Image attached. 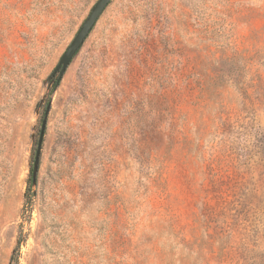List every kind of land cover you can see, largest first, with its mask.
Segmentation results:
<instances>
[{
    "label": "rangeland",
    "instance_id": "obj_1",
    "mask_svg": "<svg viewBox=\"0 0 264 264\" xmlns=\"http://www.w3.org/2000/svg\"><path fill=\"white\" fill-rule=\"evenodd\" d=\"M97 1L0 0V264H264V0H111L54 91Z\"/></svg>",
    "mask_w": 264,
    "mask_h": 264
},
{
    "label": "water",
    "instance_id": "obj_2",
    "mask_svg": "<svg viewBox=\"0 0 264 264\" xmlns=\"http://www.w3.org/2000/svg\"><path fill=\"white\" fill-rule=\"evenodd\" d=\"M111 0H98L93 8L91 9L89 15L82 23L81 27L79 28L78 32L76 33L75 37L73 38L70 45L67 47L63 55L61 56L57 66L52 71V73L47 78L46 82H50L52 84L54 82L53 77L58 73V78L55 81L56 87L54 88V91L58 87L60 81L62 80L67 68L71 64L73 58L78 53V51L83 46L85 40L93 30L94 26L96 25L97 21L99 20L102 13L105 11V9L110 4ZM45 82V84H46ZM51 109V101L47 103V106L45 108L43 120L41 122L40 130H39V136L36 143L34 158H33V164H32V174H31V185L34 188L36 184V178L39 171L40 166V158H41V151H42V145L44 142V135L46 131V125L48 120V115L50 113Z\"/></svg>",
    "mask_w": 264,
    "mask_h": 264
},
{
    "label": "trees",
    "instance_id": "obj_3",
    "mask_svg": "<svg viewBox=\"0 0 264 264\" xmlns=\"http://www.w3.org/2000/svg\"><path fill=\"white\" fill-rule=\"evenodd\" d=\"M56 87V84H54L52 90ZM52 92V91H51ZM31 174H32V167H30V172H29V178H28V183H29V188L31 187Z\"/></svg>",
    "mask_w": 264,
    "mask_h": 264
},
{
    "label": "flooded vegetation",
    "instance_id": "obj_4",
    "mask_svg": "<svg viewBox=\"0 0 264 264\" xmlns=\"http://www.w3.org/2000/svg\"><path fill=\"white\" fill-rule=\"evenodd\" d=\"M57 78H58V73L53 77L54 82L52 83V86L55 84V81L57 80ZM49 84H50V82H49Z\"/></svg>",
    "mask_w": 264,
    "mask_h": 264
}]
</instances>
